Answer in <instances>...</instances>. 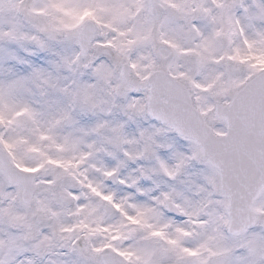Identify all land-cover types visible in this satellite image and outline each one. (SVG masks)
I'll return each instance as SVG.
<instances>
[{
    "label": "snow or ice",
    "instance_id": "6c2138e0",
    "mask_svg": "<svg viewBox=\"0 0 264 264\" xmlns=\"http://www.w3.org/2000/svg\"><path fill=\"white\" fill-rule=\"evenodd\" d=\"M0 264H264V0H0Z\"/></svg>",
    "mask_w": 264,
    "mask_h": 264
}]
</instances>
